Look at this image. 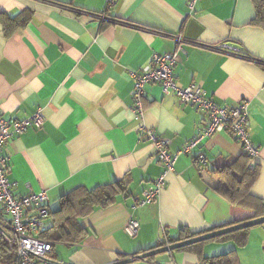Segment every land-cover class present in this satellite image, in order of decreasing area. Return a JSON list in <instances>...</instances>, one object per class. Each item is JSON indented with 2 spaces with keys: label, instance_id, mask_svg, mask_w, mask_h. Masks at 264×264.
I'll return each instance as SVG.
<instances>
[{
  "label": "crops",
  "instance_id": "1",
  "mask_svg": "<svg viewBox=\"0 0 264 264\" xmlns=\"http://www.w3.org/2000/svg\"><path fill=\"white\" fill-rule=\"evenodd\" d=\"M24 12L31 13L28 22L6 31L5 18ZM254 14L251 0H197L192 10L187 0H0V114L23 119L40 109L44 116L41 127L4 144L13 194L45 190L48 228L59 222L60 197L75 188L127 183L113 203L78 218L84 227L78 241H54L38 264H110L156 247L179 228L201 232L247 215L206 184L197 162L204 155L202 166L210 169L243 154L225 131L177 155L157 200L138 204L161 165L130 107L132 72L153 52L174 50L177 36L179 87L194 84L219 105L247 101L248 134L258 146L251 163L259 167L250 192L264 200V30L251 23ZM223 41L258 61L213 47ZM144 90L145 125L177 152L203 124L204 112L163 94L157 83ZM130 217L139 223L133 237L125 229ZM232 248L235 264H264V224L250 227L242 246L208 241L201 253ZM125 264H198V256L178 248Z\"/></svg>",
  "mask_w": 264,
  "mask_h": 264
},
{
  "label": "built area",
  "instance_id": "2",
  "mask_svg": "<svg viewBox=\"0 0 264 264\" xmlns=\"http://www.w3.org/2000/svg\"><path fill=\"white\" fill-rule=\"evenodd\" d=\"M197 0H187L190 10ZM180 36L175 37L174 50L164 53L153 52L149 61L139 72H132L133 88L131 91V110L138 119L141 134L154 146L155 156L161 165V172L151 185L147 186L138 204H152L159 192L166 185V176L173 170L174 162L179 154H188L193 148L216 132H229L241 143L243 152L250 162L258 155V146L248 134L247 101H235L219 105L207 96L198 86L191 84L179 87L174 79L173 67L179 61V52L183 51ZM213 47L241 58H252L245 49L230 42L223 41ZM159 84L163 94H174L182 105H193L204 112V122L198 131L175 153L168 149L167 138L149 128L143 121L142 99L145 95L144 86L148 83ZM44 122L40 109L23 119L7 118L0 114V235L14 245L16 264H38L46 260L51 252V242L38 237L47 229L46 219L49 216L48 195L45 190L30 191L21 196L12 192L14 181L8 179L9 160L4 153V144L13 135H20L30 127L39 128ZM197 162L205 165V157L197 155ZM134 207V206H133ZM139 223L130 217L125 225L129 236L133 237Z\"/></svg>",
  "mask_w": 264,
  "mask_h": 264
},
{
  "label": "trees",
  "instance_id": "3",
  "mask_svg": "<svg viewBox=\"0 0 264 264\" xmlns=\"http://www.w3.org/2000/svg\"><path fill=\"white\" fill-rule=\"evenodd\" d=\"M251 1L255 11L251 23L264 30V0ZM30 17V12H24L17 17H6L5 19L7 20V23L4 24L6 31L10 28L14 29L25 25ZM247 59L257 60L254 56L253 59ZM259 64L264 68L263 60H259ZM200 170L201 175L210 188L225 198L230 205L245 210L247 215L244 218L235 220L229 224L212 227L201 232H190L186 228H179L175 237L169 236L166 241L153 248L186 240L204 232L216 230L234 223L264 215V200L255 197L250 192L253 183L258 177L259 167L252 164L249 157L244 152L242 155L232 158L229 161H223L210 169H206L201 165ZM126 184L127 183L123 179L110 184L98 185L92 189H86L84 187L75 188L61 196L59 199L60 207L56 211L59 213V222H56L55 224L57 227L53 224V226L48 227L45 232L39 233L38 237L50 241L51 244L54 241H78V236L84 232V227L81 225L78 218L86 216L91 212L95 205L106 207L113 203L116 199V195L120 191L126 189ZM249 229L250 228L236 230L208 240L186 245L179 249L194 251L198 256V264H235L237 261L236 248H232L221 254L206 257L201 253V245L208 241L225 242L233 240L235 245L239 247L245 244ZM0 264H16L14 245L2 235H0Z\"/></svg>",
  "mask_w": 264,
  "mask_h": 264
},
{
  "label": "water",
  "instance_id": "4",
  "mask_svg": "<svg viewBox=\"0 0 264 264\" xmlns=\"http://www.w3.org/2000/svg\"><path fill=\"white\" fill-rule=\"evenodd\" d=\"M260 224H264V215L259 216V217L250 218V219H247V220H244V221H241L238 223H234V224H231L229 226L222 227V228H219L216 230L204 232V233H201L199 235H196V236L191 237V238L186 239V240H182V241H178L175 243L163 245V246H160L157 248H153L151 250L142 252V253L137 254L135 256H128L127 258H123V259L114 261L110 264H125V263L131 262L135 259L145 258V257H149L152 255H156V254L161 253V252L171 251V250L181 248V247L186 246V245H190V244H193L196 242H201V241L208 240V239H211V238H214V237L226 234V233H230V232L240 230V229H244V228H250V227H253L256 225H260Z\"/></svg>",
  "mask_w": 264,
  "mask_h": 264
},
{
  "label": "bare ground",
  "instance_id": "5",
  "mask_svg": "<svg viewBox=\"0 0 264 264\" xmlns=\"http://www.w3.org/2000/svg\"><path fill=\"white\" fill-rule=\"evenodd\" d=\"M13 192V191H12Z\"/></svg>",
  "mask_w": 264,
  "mask_h": 264
}]
</instances>
